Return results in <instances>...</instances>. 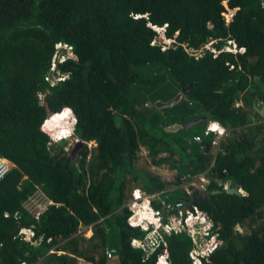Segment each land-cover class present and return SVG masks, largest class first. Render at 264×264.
Returning <instances> with one entry per match:
<instances>
[{"label": "trees", "instance_id": "16d2710c", "mask_svg": "<svg viewBox=\"0 0 264 264\" xmlns=\"http://www.w3.org/2000/svg\"><path fill=\"white\" fill-rule=\"evenodd\" d=\"M221 1L0 0V155L15 165L0 181V264H76L78 257L107 264L104 251L95 253L99 247L104 250V225L118 239L108 262L155 264L164 247L149 252L131 248L130 239L145 232L126 224V174L131 175L143 147L156 166L171 165L176 158L191 174L211 167L207 193L199 196L195 191L191 197L219 224L224 241L206 264H264V133L258 139L264 117L253 111V105L264 107L259 89L264 84V7L259 0H227L237 10L226 27ZM153 27L163 28L162 38L171 42L155 40L161 34ZM209 38L218 41L217 48L232 39L245 52L188 55L186 51L198 50ZM58 43L69 46L75 59L56 63V70L67 77L50 86L45 77L62 54H56ZM249 86L253 91L241 99ZM182 89L185 111L179 103L154 106ZM46 91L40 105L37 94ZM237 100L242 108L234 106ZM147 102L152 109L138 108ZM64 107L76 120L73 137L95 143L87 164L85 144L71 165L67 143L50 151L40 133L46 117ZM169 109L175 111L167 114ZM187 115H202L206 122L215 120L228 128L213 163L200 145H185L184 138L202 133V128L181 129L177 139L163 130L194 118ZM250 115L263 123L256 125ZM147 181L143 185L149 195L179 184L178 178L167 183L149 176ZM217 182L239 185L247 195L215 193L220 190ZM36 191L53 203L37 221L22 206ZM152 206L157 209L159 203L152 201ZM254 219L258 224L248 235L233 234L236 223L253 225ZM22 227H32L34 238H41L36 247L17 238ZM81 227H92L85 248L74 237ZM60 239L65 240L62 245ZM163 241L171 262L188 264L192 244L187 234L171 232ZM49 249L55 253L46 256Z\"/></svg>", "mask_w": 264, "mask_h": 264}, {"label": "built area", "instance_id": "2783aa9c", "mask_svg": "<svg viewBox=\"0 0 264 264\" xmlns=\"http://www.w3.org/2000/svg\"><path fill=\"white\" fill-rule=\"evenodd\" d=\"M259 2L261 7H264V0H259ZM220 4L224 7V10L222 11L221 15L223 17L224 24L227 27L228 24L232 21V16L236 9H229L227 7V0H222ZM207 26L211 28L210 24H208ZM217 42L218 41L216 39L209 38L208 41L204 45H202L198 50H191L186 52L190 56L199 58L203 56L206 51H209L213 57H216L221 52H227L236 55L242 54L245 51L244 48H237L235 42L232 39H227L226 44L219 49L215 48L214 46ZM227 65L230 70L234 69V65L228 63ZM239 105V102L234 104L235 107H238ZM216 128L217 126L213 124L209 126L208 124L203 129L202 133L195 134L193 137H191V140H187V142L192 141L194 143H197L198 145H200V149L203 150V139L209 138L210 132H212L213 135L215 134L213 138L209 139V155L211 157L212 163L217 153L221 150L220 147L223 138L228 135V133L225 132L223 129L214 131ZM210 168L211 167H208L205 171L196 174H191L188 172L184 175L181 174L179 178V184L184 189L187 195H191L194 191H197L202 194L207 193L205 188L209 183V179L206 174H208ZM6 170H8V163L5 159L0 157V178L2 173L4 171L6 172ZM217 186L223 191L229 189V183L226 182H217ZM237 191L241 195H245L241 189H237ZM141 196L145 197V202L147 204H150V201L158 202L159 207L157 209H154L152 206L147 208L146 205L138 204L137 202ZM48 204H51V202H48ZM136 205L142 210H139V208H135ZM129 207L132 211H134L133 215L129 216L127 219L128 224H130L131 226L139 225L142 229L147 228L143 220H141L140 218H136V214L140 215L143 214V212H148L153 217V230L142 238H132L130 240V245L133 248H141L143 250L153 251L159 245V243H161L164 248H162L160 250V253L157 255L155 264H171L166 244L163 241V235H170L171 232L177 233L180 231H184L187 235L190 236L194 244V248L189 254L191 264H201L202 262L199 261V257H204L205 261H207L209 252L212 251L215 247L221 245V242H218L216 239L217 234H209V228L212 225L211 218L205 212L199 210L195 205H192L187 201L178 200L174 203H171L165 200H161L158 193L147 196L141 190L134 189L132 191V201L130 202ZM34 216L35 218H37L38 213H36ZM157 228H161L162 232L157 230ZM217 229L218 227H216V230ZM234 231L239 235L245 234L242 224H237L234 227ZM19 235L21 240L31 242L33 232L31 229H21L19 231ZM207 237L209 238L207 239ZM31 243L37 245L39 241ZM54 253L55 251L50 249L47 251L46 256H48L49 254L52 255ZM104 255L106 256V259L109 260L113 257L114 251L112 249L106 248L104 249ZM36 264L46 263L40 260ZM76 264L96 263H91L89 261L83 260L82 258H77Z\"/></svg>", "mask_w": 264, "mask_h": 264}, {"label": "clouds", "instance_id": "9594fccd", "mask_svg": "<svg viewBox=\"0 0 264 264\" xmlns=\"http://www.w3.org/2000/svg\"><path fill=\"white\" fill-rule=\"evenodd\" d=\"M223 6V5H222ZM227 7H228V5H227ZM229 8V7H228ZM230 9V8H229ZM223 10H224V7H223ZM237 10V9H236ZM235 10V11H236ZM222 13V12H221ZM235 13V12H234ZM222 16V15H221ZM233 17V16H232ZM153 29L155 30V32L157 33V34H160V32H163V28H157V27H153ZM217 44V43H216ZM215 44V45H216ZM214 45V46H215ZM67 48V51H65V52H62V54H61V56H59V57H57L58 58V61H56L55 59L52 61V63H51V65H50V73H49V75H47L46 77H45V81H47V82H49V85L50 86H54L55 84H57V83H59L60 81H63L66 77H67V75L66 74H60L57 70H56V63H63L64 61H66L67 59H75V56H74V54L71 52V49H70V47L69 46H67V45H65V44H60V43H58V44H56L55 45V49H56V54H58L59 53V51H61V50H63V48ZM215 48H217L216 46H215ZM220 48V47H219ZM218 48V49H219ZM206 52H208V51H206ZM245 52V51H244ZM222 53V52H221ZM243 54V53H242ZM190 56V55H189ZM228 64H230V63H228ZM233 65V64H232ZM235 67V66H234ZM233 70V69H232ZM46 94H47V91L45 92V93H38L37 94V98H38V101H39V104L40 105H44L45 104V102H44V98H45V96H46ZM240 103V105L238 106V108H242L243 107V104H242V101L241 100H237V101H235V103ZM234 103V104H235ZM146 106H147V104H146ZM253 106H255L256 107V105H253ZM257 108V107H256ZM258 109V108H257ZM253 111H255L254 110V108H253ZM256 112V111H255ZM257 113V112H256ZM62 114H64V118H59V116L60 115H62ZM258 114V113H257ZM205 117V116H204ZM261 117H264V115L263 116H261ZM195 118H201V117H195ZM55 119V121H54V125H55V127H51V126H49V124H47L50 120H54ZM250 119L252 120V122H254V121H256V119H255V117H254V115H250ZM60 120V121H59ZM189 121V120H188ZM256 122H258V119H257V121ZM75 123H76V120H75V117H74V114H73V112H72V110L69 108V107H64V108H62L61 110H59L58 112H54V113H51V114H49L47 117H46V119L43 121V123L41 124V126H40V130H43V136L44 137H46L47 138V141H45V145H46V147L48 148V150H50V151H52V150H55V149H57L59 146H61L64 142L65 143H67V146H66V148H65V151H67V153L69 152V150H70V148H71V146H72V144H73V142L76 140V139H78V138H74L73 137V134H74V129H75ZM203 124H204V126L202 127V130L201 131H203V129L209 124V126L211 125V124H213V125H215V126H217V128L214 130V131H217V130H219V129H223L225 132H227L228 133V135L226 136V137H228L229 136V130H228V128L227 127H225V126H223L221 123H219L218 121H215V120H208V122H206V120H204L203 122H202ZM201 123V124H202ZM178 124H180V123H178ZM168 126V125H167ZM166 127V126H165ZM210 134V136L211 137H209V138H204L203 139V146L205 147V144H208V154H209V139H211V138H213L214 137V135H213V133L212 132H210L209 133ZM226 137H224L223 138V140L226 138ZM69 139V140H68ZM68 140V141H67ZM188 140V139H187ZM186 140V141H187ZM81 142H82V147H83V145L85 144L86 145V147H87V149H88V154H87V156H86V158H85V164H87L88 163V161H89V159H90V156H91V148H89V145L88 144H90V143H93L94 144V147H95V143L93 142V141H91V142H83L82 140H81ZM188 143H190V142H188ZM197 144V143H196ZM68 145H69V149H68ZM93 147V148H94ZM81 151V150H80ZM202 151H204V149L202 150ZM141 152V151H140ZM162 156H164V154H162ZM161 156V157H162ZM0 157H2L3 159H5L6 161H7V163H8V170H6V172L4 171L3 173H2V175H1V178H0V181L9 173V171L11 170V169H13L14 167H15V165L11 162V161H9L7 158H5L4 156H2V155H0ZM79 158V157H78ZM78 158H77V161H78ZM166 165V164H165ZM156 166V165H155ZM158 166V165H157ZM159 166H161V165H159ZM168 166V165H167ZM178 172V171H177ZM179 173V172H178ZM187 173V172H186ZM186 173H183V174H186ZM4 174V175H3ZM180 176H181V174L179 175V178H180ZM178 178V177H177ZM179 178H178V180H179ZM160 181V180H159ZM179 183H180V180H179ZM178 188H181L183 191H184V189L180 186V184L177 186ZM231 188H234L235 189V191L237 192V194H234V195H240V196H242V197H245L247 194L241 189V187L239 186V185H237V186H231V185H229V189H231ZM134 189H138V190H141V188H139V187H135V188H133L132 189V191L134 190ZM228 189V190H229ZM237 189H241L242 191H243V193L245 194V195H241L238 191H237ZM228 190H226V191H228ZM132 191H131V193H130V195H129V200L127 201V200H125V206L127 207V209H128V211L130 212V214H129V216H131V215H133V213H134V211H132L131 210V208L129 207V205H130V202L132 201ZM142 191V190H141ZM218 191H222L223 192V190H218ZM226 191H224L225 193H226ZM38 192V191H37ZM142 192H144L147 196L149 195V194H147V192L144 190V191H142ZM195 192V191H194ZM194 192H192V194L191 195H187L186 194V192L184 191V194L186 195L184 198H178V199H176V200H166L165 198H162V196H161V194H160V192H157L158 194H159V197H160V199L161 200H165V201H167V202H171V203H174V202H176V201H178V200H183V201H187V202H189L190 204H192V205H195L194 203H192L191 202V197L193 196V194H194ZM197 192V191H196ZM152 194H156V193H152ZM151 195V194H150ZM197 195H199V196H203V195H205V193L204 194H202V193H199L198 192V194ZM44 199L46 200V202H45V207H44V209H42V210H40L39 212H36V213H38V216H37V218H35V214L34 215H32V214H30L29 212V214L32 216V218H34L36 221L38 220V218H39V216H40V214L49 206V205H53V203L50 201V200H48L47 198H45L44 197ZM145 197L144 196H141L140 197V199L138 200V204H140V205H146V207L148 208V207H150V206H152V201H150V204H147L146 202H145ZM48 202H51V204H48ZM24 203V202H23ZM22 206H23V204H22ZM196 206V205H195ZM153 207V206H152ZM197 207V206H196ZM23 208H24V206H23ZM135 208H139L137 205L135 206ZM154 208V207H153ZM198 208V207H197ZM25 209V208H24ZM155 209V208H154ZM199 209V208H198ZM26 210V209H25ZM139 210H142V209H140L139 208ZM200 210V209H199ZM27 211V210H26ZM144 211V210H143ZM201 211H203V210H201ZM203 212H205V211H203ZM206 213V212H205ZM207 214V213H206ZM6 215L7 214H4V216L6 217ZM208 215V214H207ZM128 216V217H129ZM209 216V215H208ZM128 217H127V219H128ZM142 217H144V218H142ZM210 217V216H209ZM136 218H140L141 220H143V222H145V224H146V226H147V228L146 229H142L139 225H137V226H131L130 224H128V220L126 219V224L129 226V227H131V228H138V229H140L141 231H144L145 232V234H144V236L145 235H147L148 233H150L152 230H153V228H154V222H153V217H152V215L151 214H149L148 212H143V214H140V215H137L136 214ZM211 218V217H210ZM211 220H212V218H211ZM102 221V220H101ZM237 224H242V226H243V228H244V231H245V234H243V235H239V234H237L235 231H234V227L237 225ZM253 226L254 225H252V226H249V225H247L246 223H244V222H239V223H236L235 225H234V227H233V229H232V232H233V234L234 235H239V236H245V235H248L249 233H250V228H253ZM216 227H218V229L216 230ZM82 228V227H81ZM21 229H31L32 230V227H29V228H24V227H22V228H20L19 230H18V232H17V238L18 237H20V235H19V231L21 230ZM80 229V228H79ZM86 230H84V232H82V235H84V234H87V238H86V240H88L91 236H92V227L90 228H85ZM219 229H220V226H219V224H216L213 220H212V225L210 226V228H209V234L210 235H214V234H217L216 235V239H217V241L219 242H221V245L220 246H218V247H215L212 251H210L209 252V255H208V257H207V261H205V259H204V257H199V261H201L202 263L201 264H206V263H209L210 262V256H211V254H213L216 250H218L219 248H222L223 246H224V241L222 240V239H220L219 238ZM157 230H159L160 232H162V229L161 228H157ZM32 232H33V230H32ZM79 232V231H78ZM180 232H184V231H180ZM180 232H177V233H180ZM185 234H186V232H184ZM189 238H190V236L189 235H187ZM132 238H138V237H132ZM131 238V239H132ZM209 237H207V239H208ZM130 239V240H131ZM37 241H41V238L39 237L38 239H35L34 238V232H33V236L31 237V242H37ZM190 241H191V244H192V246H191V249L188 251V258H187V262H188V264H191V262H190V256H189V254H190V252H191V250L194 248V244H193V242H192V240H191V238H190ZM24 242H28L30 245H33V246H37V245H34V244H32L30 241H24ZM160 245H161V243H159V245L155 248V249H157L158 247H160ZM130 247L131 248H133L131 245H130ZM106 248H109V247H104V249H106ZM110 249V248H109ZM115 249V248H114ZM114 249H112L113 251H114ZM133 249H140V250H142V251H144V252H149V250L147 251V250H143V249H141V248H133ZM162 249V248H161ZM160 249V250H161ZM50 250V249H49ZM53 250V249H52ZM104 251V250H103ZM159 253H160V251H159ZM158 253V254H159ZM115 254V253H114ZM157 254V255H158ZM168 255H169V253H168ZM114 256V255H113ZM78 258H80V257H78ZM113 258V257H112ZM156 259H157V256H156ZM107 260V264L109 263L108 262V259H106ZM110 260V259H109ZM171 262V261H170ZM24 263V262H23ZM155 263H156V261H155ZM22 264V263H21ZM24 264H26V263H24ZM36 264V263H35ZM171 264H174L173 262H171Z\"/></svg>", "mask_w": 264, "mask_h": 264}, {"label": "rangeland", "instance_id": "374dc122", "mask_svg": "<svg viewBox=\"0 0 264 264\" xmlns=\"http://www.w3.org/2000/svg\"><path fill=\"white\" fill-rule=\"evenodd\" d=\"M160 34H161V37L160 38L156 37L155 40L158 39L157 41H159V42H161V40H164V41H166V44H169L171 42V41H168V40H165L164 38H162L163 32H160ZM65 51H67V48L64 47L62 52H65ZM250 88L251 87L249 86V91H247L242 96H240L241 99L248 97L249 93H251L253 91L252 89L250 90ZM259 89H260V93H264V84H261ZM255 95L257 96V94H255ZM257 100H259V99H256L255 101L257 102ZM146 104H147V106L145 104H143L142 106H139L138 108L139 109H143V108L152 109L151 103L149 104V102H147ZM192 107L194 109H197V104H194V106H192ZM174 111H175L174 109H169L167 111V114L171 115ZM199 113L201 114L202 111L199 110ZM250 113L253 114V112H250ZM194 116H196V114H194ZM194 116L187 115L186 118H190V117H194ZM200 117H202V115ZM194 119H197V118H192L190 120H194ZM163 120H164L163 121L164 123L171 122V121H168L166 119H163ZM250 121H252V120H250ZM178 122L181 123V120H178ZM262 123H263L262 119H258V122L256 123V125H261ZM248 124H252V123H248ZM203 126H204L203 123L197 124V125L193 126L192 128H190V130H192V129L196 130V129L202 128ZM159 127H161V125ZM158 131L159 130H154L153 133L156 134ZM185 131H188V130H185ZM40 133L43 134V130H40ZM263 133H264V129H261L260 133L258 134L259 140H261ZM156 135L162 136V133L158 132ZM182 135H183V132L181 130V131H179V133L177 135L176 134L173 135V133H172L170 136H172L171 138L177 139L178 137H180ZM186 138L191 140V137L186 136L184 138L185 143L187 142ZM187 143L185 145H189V147L192 145V143L195 145H198L192 141H190V143H188V144ZM88 145H89V148H91V152H92L94 144L90 143ZM68 149H69V145H68ZM147 153H148V151L146 148H144V147L141 148V154H138V157L135 160L131 175L126 174V182H125V190L124 191L126 193V200L127 201L129 200V195H130L133 188L139 187V188H141L142 191L145 190L146 187H144V185L148 184L147 177H149V176L155 177L158 180H160L161 182H167V183L172 182L173 183L174 180L177 179V177L179 178V176L177 174L178 172L179 173H186L188 170L187 168L180 166V164L177 162L176 158L171 159V163H170L171 165L167 166L165 164H161V166H155L152 162V158L150 156H148ZM164 155L166 156L167 154H164ZM159 156L161 157L162 154H160ZM178 185L172 184V185L166 186L164 189L165 194L162 195V198L166 197L169 200H174L176 198H183L184 197V191L181 188H178L177 187ZM153 193H157V192L154 191ZM150 194H152V193H150ZM45 202H46V200L44 199V196L40 192L36 191L33 195H31L23 203V206L30 214L34 215L36 212H39L40 210L44 209V207L46 205ZM260 211L262 213V223H263V221H264V204L261 206ZM260 223H261V221H260ZM257 224H258V222L255 221V219H254L253 225L256 226ZM248 225L252 226V224H248ZM102 227L106 231L105 236H104V241H103L104 247H109L110 249L117 248L118 247V239L116 237V231L114 229H111L108 231V228L105 225ZM84 230H86V229L80 228L79 232L74 236L78 240V244H80L81 248L86 247L85 241L87 238V234L82 235V232H84ZM64 241L65 240L60 239L58 241L59 242L58 245H62L64 243ZM98 245H100V244L98 243ZM95 253L97 256L102 255V253H103L102 248L99 247L97 250H95ZM108 264H112V263L109 262Z\"/></svg>", "mask_w": 264, "mask_h": 264}, {"label": "water", "instance_id": "95a60500", "mask_svg": "<svg viewBox=\"0 0 264 264\" xmlns=\"http://www.w3.org/2000/svg\"><path fill=\"white\" fill-rule=\"evenodd\" d=\"M189 88V87H187ZM184 91V89L181 90L180 93H177L175 95V97H173L172 99L166 101V102H162V101H156L154 103V106L157 107L158 109L161 108H169L172 107L175 104H180L183 108V111H185L186 109V102L184 100H182V92ZM254 110L260 115L263 116L264 115V107L257 109L255 106H253ZM205 120V117L202 116L201 118L198 119H194V120H190L185 122L184 124H178V123H172L169 124L168 126L164 127L163 130L167 133H175L178 130L184 129V130H188L190 128H192L193 126L197 125V124H201L203 121ZM82 142L80 139H76L69 152L67 153V155L70 158V163L71 165H75V161L78 158L79 155V151L82 149ZM204 152L207 153L208 152V144H205L204 147ZM215 193H221V191H216ZM227 194H237V192L235 191L234 188L229 189L228 191H226Z\"/></svg>", "mask_w": 264, "mask_h": 264}, {"label": "bare ground", "instance_id": "6f19581e", "mask_svg": "<svg viewBox=\"0 0 264 264\" xmlns=\"http://www.w3.org/2000/svg\"><path fill=\"white\" fill-rule=\"evenodd\" d=\"M65 116H64V114H62V115H60L59 116V118H64ZM54 121L55 120H53V121H49L47 124H49V126H51V127H55V125H54ZM60 121V120H59ZM138 214H140V213H138Z\"/></svg>", "mask_w": 264, "mask_h": 264}, {"label": "crops", "instance_id": "0c3cea01", "mask_svg": "<svg viewBox=\"0 0 264 264\" xmlns=\"http://www.w3.org/2000/svg\"><path fill=\"white\" fill-rule=\"evenodd\" d=\"M196 114H199V112L198 113H196ZM198 116V115H197ZM195 118V117H194ZM200 129V128H199ZM196 130H198V129H196ZM160 194H161V196L163 195V194H165V191H162V192H160Z\"/></svg>", "mask_w": 264, "mask_h": 264}]
</instances>
